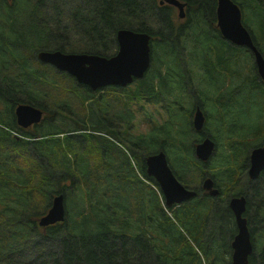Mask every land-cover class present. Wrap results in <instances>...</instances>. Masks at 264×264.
<instances>
[{"label":"trees","instance_id":"obj_1","mask_svg":"<svg viewBox=\"0 0 264 264\" xmlns=\"http://www.w3.org/2000/svg\"><path fill=\"white\" fill-rule=\"evenodd\" d=\"M58 1L65 4L64 0ZM85 1L93 9L88 12L76 7L78 13L73 14L72 22L85 42L78 40L73 44L91 45L92 54L109 57L117 46L114 34L118 29L146 33L152 38L151 44L157 39L153 44L156 58L151 50L153 68L134 83L138 95L154 104L168 105L164 107L165 114L174 117L176 113L182 114V102L171 103L168 99L175 96L174 87L180 91L179 97L185 95L183 82L189 60L199 64L202 84L197 88L201 103H209L215 120L211 106L216 100L223 101L229 116L227 127L221 123L212 126H217L218 134L227 136L232 152L230 158H222L214 175L221 178L222 188L240 186L243 170L248 175L249 151L253 146L248 141L252 135L256 137L254 145L264 141V85L257 75L251 51L224 39L217 29L216 0H180L187 5L188 17L180 29L186 30L190 38L189 32L194 28V38L190 41L176 30L172 34V10L166 5L158 6L157 0ZM233 2L244 14L246 11V29L264 59V17L258 19L255 14L258 9L264 15V0ZM49 3L53 0H0V115L5 109L7 115L5 128L0 125V264H203L202 257L205 263L217 264L210 260L213 256L220 257L219 249L228 246V240L223 237L226 229L222 230L220 239L216 237L218 229L209 231L206 215L213 208L220 218H232V213L224 209L228 208V198L236 194L229 191L215 205L209 203L208 196L203 198L199 194L202 179L212 176L205 170L210 161L203 164L196 159L194 148L198 140L186 147L185 130L178 135L180 145L167 147L165 141L159 142L160 134L156 140L150 136L129 140V130H123L122 135L118 128L98 129L100 124L107 123L103 116L128 126L134 114L127 112L118 96L122 89L106 87L105 91L113 95L103 92L94 101L95 94L87 87L79 88L70 76L39 63L38 54L48 51L45 47L65 52L64 45L57 47L48 42L61 43L62 25L66 27L70 17L62 9L51 12ZM65 6L68 8L69 4ZM148 19L156 23L157 31L147 26ZM55 22L59 28L52 27ZM198 22L205 28L199 30L195 26ZM186 42L199 46L188 47ZM189 49L190 58L186 54ZM54 77L63 80L56 83ZM174 78L176 84L167 83L166 79ZM57 90H70L64 94L69 109H82L83 119L70 126L91 132L76 135L75 130L65 132L58 123L36 126L34 132L16 125L13 103L30 104L46 112V97ZM213 90L218 95L216 99L208 95ZM65 102L57 100L51 104L55 117L63 113ZM242 104L252 109L250 117H256L258 124L252 125L249 119L245 125H233V110L241 107L245 111ZM1 121L0 118V124ZM189 121L185 118V122ZM43 123H47L46 116ZM12 132L20 138H15ZM161 134L169 136L167 132ZM212 138L219 141L216 134ZM117 145L126 146L130 154ZM160 151L167 154L176 179L185 188L197 192L195 199L167 208L146 183L158 187L146 176L144 159ZM259 176L260 190L253 193L260 199L264 192V171ZM67 181L68 188L63 184ZM249 183L246 180V188ZM58 194L66 197L64 222L40 228L39 218L48 212L53 197ZM260 215L264 218V208ZM229 253L230 248L226 254Z\"/></svg>","mask_w":264,"mask_h":264},{"label":"water","instance_id":"obj_2","mask_svg":"<svg viewBox=\"0 0 264 264\" xmlns=\"http://www.w3.org/2000/svg\"><path fill=\"white\" fill-rule=\"evenodd\" d=\"M164 4L175 7L180 18L185 17L186 4L179 0H160ZM216 27L221 36L232 44L251 51L254 64L264 85V60L253 44L250 33L242 24L241 10L233 0H216ZM150 36L142 32L121 29L116 35L118 49L112 57L89 54H66L59 51H41L38 60L54 66L65 72L79 85L95 92L109 86L125 88L134 80H141L150 67ZM17 125L23 129L37 125L42 120V111L28 104H18L14 111ZM204 125L203 114L196 109L192 120V128L199 132ZM215 152V143L206 138L195 145L194 154L197 160L207 162ZM248 177L257 179L264 170V144L251 149L249 158ZM146 176L152 178L158 185L164 199V206L170 208L195 198L197 193L186 189L175 177L171 170L166 154L160 151L148 155L144 159ZM202 189L210 196L216 197L218 190L213 187L210 178L202 182ZM64 195L52 199L48 212L39 218L38 226L45 228L62 223L66 217ZM228 207L235 217L237 234L232 243L231 264H247L252 252L246 219L242 216L245 211L244 197L232 198Z\"/></svg>","mask_w":264,"mask_h":264},{"label":"rangeland","instance_id":"obj_3","mask_svg":"<svg viewBox=\"0 0 264 264\" xmlns=\"http://www.w3.org/2000/svg\"><path fill=\"white\" fill-rule=\"evenodd\" d=\"M57 1L58 0H53V3L48 4L50 11L56 12L57 10L62 9L60 11L64 12L68 17H70V19L65 22V24L67 25L66 27H65V25H62V28H63L62 32L63 33H62V35L59 34V38L61 40V43L55 44L54 42L51 43V41H50V43L48 42V44L57 45V47L61 46V44H62V45H64V51L65 52L90 51L91 47H92L91 45L89 47H86L85 44H83V45L82 44H79V45L73 44V42H76L78 40L85 42V38H83L82 36L77 34L78 31L75 29L72 22H73V14L78 13L77 9H75L76 7L86 9L89 12L93 9L92 4L88 1L86 2L85 0H64L65 4H69V7L67 8V6H65L64 3L59 4V1L58 2ZM159 1L160 0H157L158 6H159ZM56 2H57V4H56ZM162 6H164V5H162ZM166 6H168V5H166ZM41 7H43V6H41ZM168 7H170V10H172L171 12H172V19H173V24H174V26L172 27V34H174L175 30H176L180 34H182L183 36L187 37V34H188L187 31L184 29H180L181 27H183L184 24H186V20L188 18L187 15L184 18H180L178 15V10L176 8L171 7V6H168ZM241 10H242V22L244 23L245 27H247V24H245L246 11L244 14L243 9H241ZM187 12L189 13V11H187ZM185 13H186V9H185ZM255 14L257 15L258 19H261L262 17H264V15L261 14V11H259L258 9H256ZM179 18L182 20H180ZM203 19H205V18H203ZM155 24L156 23L152 19H148L147 26L151 27L152 30L157 31V27L155 26ZM195 26L199 30L205 28L204 24H202L200 22L195 24ZM52 27L54 29L59 28L58 24H56V22L54 23V26H52ZM255 27L257 29V24H255ZM121 29H123V28H121ZM121 29H118L115 31L114 38L116 37L117 33ZM193 30H194V28H191V30L189 32L190 38L187 37V39L189 41H190V39L194 38L193 37V34H194ZM206 31L204 33H206ZM253 31H255V30H253ZM54 36H55V34H54ZM164 37H166V35H164ZM255 37L257 38V36H255ZM156 40L157 39L155 38V40H153L152 44H151V50H152L155 58H156V56H155V49L153 47V44L155 43ZM66 43H68L70 45L66 46L65 45ZM186 45L188 47H197L198 44L197 45L196 44H190L189 45L186 42ZM45 49L48 51L54 50V49L51 50L48 47H45ZM117 49H118V46H116L115 49H113L112 54L115 55ZM190 49L186 53L189 58L191 57V55L189 54ZM182 51H184V48H182ZM31 56L34 58V54H32ZM155 58H154V60H155ZM189 61H190V64H189V67L187 68V70L185 71V81L183 82L185 84V88L183 90L185 95L182 97H179L178 94L180 93V91L178 90L177 87H174V89L172 90V93L175 96L168 99L169 101H171V103H173L175 100H180L184 106L182 114H180V113L175 114L176 118L173 115L171 116V113H168V115L165 114L164 107H166L168 105H165L164 102H159V103L154 104L151 102V100L149 101V98L138 95L137 94V86L135 83L124 88V90L122 89V91L120 92V94H118V96L122 99L123 103L126 105L125 109L127 110V112L131 113V114L133 112V114H134V118L130 124V127L129 126L127 127V130H129V134L127 135V138L129 140H135L136 138H139V137L146 138L147 136H150L152 139L156 140V136H159V134H160L159 142L165 141L166 145L168 147L169 144L180 145L178 135L180 134L181 130L182 131L185 130L187 137H188L187 138L188 142H186L187 143L186 147H189L193 144L194 141L201 139V134H203L204 136H209L211 138V140H213L215 142L217 148H216L215 153L213 154L214 157L212 156V158L209 160L210 161L209 165H211V166L208 165V167H206L205 170L207 171V175H212L217 180V182H220L221 178L218 177L217 175L216 176L214 175V174H216L215 167H218V164L222 163V158H224V157L230 158L232 155V152H231V149L228 147L227 136L222 134V133L218 134L216 132L217 126H214V127H212V126L215 123H221V124H223V127H227V120L229 118L228 113L226 112L227 106L223 103V101H219V100H216L213 103L211 108L214 110V112L216 114V117L214 120V113L211 112L212 110L208 106L209 103H207V102L204 104L201 103L200 97L198 96L197 86H198V84H202V80L199 77V75L201 74V71L199 69V64L193 63L192 60H189ZM152 64H151L150 68H153ZM54 78L57 79L56 83L63 80V77H54ZM162 80L163 79L160 77V82H162ZM156 81L158 83V79H156ZM166 81L168 84L172 85L174 83L176 84L177 80L174 78L172 80L166 79ZM160 87L163 90L165 85L162 83L160 85ZM67 91H70V90H67ZM67 91L57 90L55 93H50L46 97L45 115L47 117V123L46 124L41 123L38 127H42V126L46 127V125H48L49 123L50 124L58 123L59 125L62 126V128L64 129L65 132L75 130L73 132V134H76V135H83V134H87V133L91 132V131H85L84 129L81 130V128H79V127L73 128L70 126V125H74L72 122H75L76 124H78L79 119H83V117H82V109H80L78 111H73V110L69 109V107L67 106V104L65 102V95H64L65 92H67ZM73 91H76V93L78 92V90H75V89ZM103 92L108 93L110 95H113L112 92L105 91V89H104L100 92H97L94 95V98H93L94 101L97 98H99L100 97L99 95H101ZM80 93H82V92H80ZM208 95H210L211 97L212 96H214V97L218 96V95H215L214 90L211 91V93H208ZM53 99H55V101H57V100L63 101L66 104L65 108L63 109V113H60L59 117H55L54 109L52 108L53 106H51V104L53 105V102H55V101H53ZM215 99H216V97H215ZM196 103H199L202 105V112H204L205 114L204 113L203 114L207 116L205 124H204V129L200 134H196L193 131L192 125H191V118L193 116L194 105ZM242 105H244L245 111L241 107H236L233 110L234 118H235L233 125H238V126L245 125L249 119H252V121H251L252 125H254V123L258 124L256 121V117L255 118L250 117V115L252 114V109L247 107L245 104H242ZM184 117L189 118V120H190L189 123L185 122ZM121 128H122V126H121ZM29 131L34 132L35 131L34 127L29 129ZM123 132L124 131L121 129L122 135L124 134ZM161 132H167L169 134V136L168 137L164 136L161 134ZM236 132H238V131H235L234 133L240 134V132H238V133H236ZM92 133L99 134V132H92ZM212 134L218 135L219 141L216 139H213ZM161 135L163 137H161ZM100 136H104L106 138H109L108 136L103 135V134ZM255 138L256 137H254L252 135L251 139L248 141L249 145L253 144V146L251 148L259 145V144L254 145V139ZM231 140L232 141L234 140L233 137ZM117 146L120 149H124L127 154L128 153L130 154V151L128 150V148L126 146H124V147L121 145H117ZM155 150H158V149H155ZM166 157H167V154H166ZM129 158H131L130 155H129ZM168 163H169V161H168ZM170 163H171V160H170ZM226 168L227 167H225V169ZM246 180L248 181L247 177L241 175L240 186L234 185V186H230L228 189L222 188V194L226 195L229 191L231 194H238L239 192L237 191V189H241V187H242L245 190L244 192H246V193L248 192V194H250L249 196H250L252 204H256L257 202H263V205H264V192L261 193L260 199L256 198L255 194L253 193V190H260L261 181L250 182V183L248 182L250 184V186L246 188ZM146 183L153 190H155L158 194L160 193L159 187H156L154 185V183H149L147 181H146ZM63 184L67 188L70 185L69 181H67ZM66 195H67V193H66ZM249 205H250V201H249ZM253 213H254V209L252 210L251 214H253ZM259 218L263 219L262 215H260ZM221 232H219L217 230L216 237L219 238V235ZM252 233H253L252 234L253 240H255L254 241V250L256 249V251L264 252V230L263 231H257L255 233L254 230L252 229ZM223 237H224L225 241L228 240V246H229L230 233L227 230H225ZM219 251H220L221 256L220 257L213 256L212 259L210 260V262H213L214 261L213 259H215L217 257L218 259L215 260V261H217V264H225L224 262L229 263L230 256H229V254H226L227 250L221 248V249H219ZM255 254L256 253L254 251V255ZM202 259H203V264H209V261H207V263H205L203 257H202ZM256 264H260V262H257Z\"/></svg>","mask_w":264,"mask_h":264},{"label":"flooded vegetation","instance_id":"obj_4","mask_svg":"<svg viewBox=\"0 0 264 264\" xmlns=\"http://www.w3.org/2000/svg\"><path fill=\"white\" fill-rule=\"evenodd\" d=\"M60 52V51H59ZM61 53H66V54H89V55H94L92 54V51H75V52H61ZM114 55V54H113ZM111 57V56H109ZM166 58V57H165ZM167 60V58H166ZM40 64H43V65H50V64H45V63H42L41 61H39ZM52 66V65H50ZM57 72H61V73H64L66 74L65 72H62V71H59L57 70L54 66H52ZM165 68V67H163ZM67 75V74H66ZM76 82V81H74ZM76 86H78L79 88H86L82 85H79L77 82L75 83ZM87 89V88H86ZM89 92H91L89 89H87ZM95 94V92H92ZM15 104L14 107H13V113L15 111V108L18 104H22L20 102H17V103H13ZM12 105V104H11ZM35 107V106H34ZM38 108V107H36ZM199 108L200 110H202V105L199 104V105H194V112L193 114L195 113L196 109ZM42 111V121L37 124V125H33L27 129H31V128H35L36 126H39L41 123H43V120L45 119V111L41 108H38ZM100 112H98L99 114ZM204 113V112H203ZM205 114V113H204ZM203 114V118H204V124H205V121H206V118L207 116ZM6 109L1 113L0 115V118L2 119L1 121V127H4L3 125H7L6 124ZM14 117H15V114H14ZM103 118H107V123L106 124H100V127L98 129H102V130H107V131H112V130H116L117 128L118 129H122V130H127V127L129 126L130 127V124H128V126L125 125V123L123 122H120L119 124H116L115 121H113L112 119L108 118V117H104ZM7 122L9 123L8 119H7ZM15 123L17 125V122H16V118H15ZM18 126V125H17ZM122 126V128H121ZM19 127V126H18ZM5 128V127H4ZM21 128V127H20ZM16 129V128H15ZM14 129V130H15ZM23 129V128H21ZM27 129H24V130H27ZM193 131L196 133V134H200L203 129H204V125H203V128L201 131L197 132L195 131L194 128H192ZM12 135L19 139L20 137L15 134V133H12ZM117 137L119 139H121V136H120V133L117 132ZM206 139L205 136L203 134H201V139L198 140V142L200 143L202 140ZM124 143L128 142V139L127 140H124L123 141ZM198 144V143H197ZM215 151H216V147H215ZM251 151V150H250ZM250 151H249V155H250ZM215 153V152H214ZM213 156V155H212ZM212 158V157H211ZM210 158V159H211ZM207 162H209V160ZM203 164H206V162H201ZM248 165V163H247ZM249 168V167H248ZM244 167L241 169L243 170ZM248 170V169H247ZM246 170V171H247ZM264 171V170H263ZM261 171V173L263 172ZM260 173V174H261ZM259 174V175H260ZM243 176H246L247 179H248V182H256L259 180L260 176H258L257 178L258 179H255V180H251L248 175H247V172L244 174V170H243V173H242ZM214 188L218 189L219 191V194L216 196V197H212L210 195H208L207 193H205L201 188L199 189V194L204 198L205 196H208L209 197V203L210 204H218L220 202H222V198H224L225 195L222 194V186L220 184V182H217V183H214ZM198 191V190H197ZM237 191L240 193L236 194V196H230L227 200V207L229 205V202L232 198H235V197H244L245 199V211L243 213V217L246 219V223H247V228H248V231H249V237H250V242H251V245H252V252L251 254L248 256V263L249 264L251 262V264H256L257 262H260V264H264V252H259V251H256V249L254 250V241L253 240V237H252V229L254 230V232L256 233L257 231H263L264 230V218H259L260 217V210L264 208V205H263V202H257L256 204H252L251 202V199H250V196L246 194V192H244V188H241V189H237ZM243 192V194H242ZM213 199V200H212ZM249 201H250V205H249ZM173 206H177V205H173ZM171 206V207H173ZM254 209V213L251 214L252 210ZM225 211H228L230 213H232V211L230 210V208L228 207L227 209L225 208L224 209ZM212 212H215L216 214H212ZM218 213H217V210L216 209H213L211 208L209 210V215H206V226L208 227L209 231L211 232L213 229H218L219 232H221L223 229H226L231 235H230V240H229V245L230 246H227L226 245V250H228L230 248V260H229V263L231 264V256H232V249H231V243L235 237V235L237 234V227H236V223H235V217L232 213V218H228L227 220L225 219H222L220 218L219 216H217ZM231 221V222H229ZM252 228V229H251ZM254 233V234H255ZM221 238V233L219 235V239ZM254 251H255V255H254ZM215 262V260L213 261Z\"/></svg>","mask_w":264,"mask_h":264}]
</instances>
